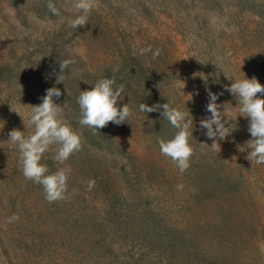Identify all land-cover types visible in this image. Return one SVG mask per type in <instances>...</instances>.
<instances>
[{
    "label": "rangeland",
    "instance_id": "374dc122",
    "mask_svg": "<svg viewBox=\"0 0 264 264\" xmlns=\"http://www.w3.org/2000/svg\"><path fill=\"white\" fill-rule=\"evenodd\" d=\"M48 2L0 0V264H264V164L240 150L250 118L227 90L244 74L264 85V0H96L79 28L70 25L82 14L74 0H51L59 15ZM186 13L194 22L209 14L222 34L203 59L177 15ZM55 53L73 61L63 72L62 59L48 58ZM112 77L124 85L117 106L128 103L129 122L81 125L80 92ZM54 86L81 147L63 163L58 145L44 153L50 173L70 169L66 198L49 203L8 139L13 129L33 131L31 105ZM208 90L227 121L224 139L200 127L211 115ZM166 102L193 120L184 172L160 152L159 139L177 131L163 109L139 111ZM47 234L53 241H40Z\"/></svg>",
    "mask_w": 264,
    "mask_h": 264
},
{
    "label": "clouds",
    "instance_id": "9594fccd",
    "mask_svg": "<svg viewBox=\"0 0 264 264\" xmlns=\"http://www.w3.org/2000/svg\"><path fill=\"white\" fill-rule=\"evenodd\" d=\"M95 6L96 0H74L72 7L77 13L82 14L76 15L70 21L71 27L85 26L88 23V15ZM47 7L54 15H59L58 8L51 0ZM154 55H158V51ZM72 62L68 59L61 61L60 72H63ZM60 82H63V77L58 75L57 83ZM92 85L89 90L81 91L78 96L77 102L81 110L80 124L98 130L107 126L109 122L116 125L129 122L132 112L128 103L122 108L117 106L118 99H123L121 94L124 91V85L116 87L115 77L101 78ZM227 90L238 101V114L250 118L248 131L252 138L246 142L245 146L238 147L241 151L250 149L247 159L251 162L264 164V98L257 95L264 94V85L255 77L248 79L244 74L243 79L234 80ZM60 95L59 88L55 86L48 88L42 97V102L31 105V113L25 127L30 125L33 131L25 136L23 131L13 129L8 139L13 146L18 147L24 177L42 185L45 199L49 203L66 198L70 169L60 168L50 173L48 167L40 163L44 153L49 151L51 145H58L54 159L63 163L81 147L79 134L63 120L60 105L53 100V97L58 98ZM208 97L209 102L206 107L211 115L200 121V127L206 129L205 134L208 138L212 139L218 135L220 139H224L229 132L228 127H225L227 121L222 119L224 114L217 103L218 96L208 90ZM161 108L163 109L161 116L168 120L177 131L171 139H159L160 152L171 158L179 170L184 172L189 167V159L193 154V148L189 143L193 131L192 117L189 118L188 113L171 107L167 102L162 105L149 106L145 103L139 105V111L145 113L159 111ZM201 144L203 146L204 143ZM217 144L214 140L211 146L216 147ZM18 219L16 216L10 217L9 223Z\"/></svg>",
    "mask_w": 264,
    "mask_h": 264
},
{
    "label": "trees",
    "instance_id": "16d2710c",
    "mask_svg": "<svg viewBox=\"0 0 264 264\" xmlns=\"http://www.w3.org/2000/svg\"><path fill=\"white\" fill-rule=\"evenodd\" d=\"M209 1V0H208ZM215 2V5L222 3L223 1L227 0H213ZM174 9L178 11V9H183L178 3L174 6ZM181 18L184 17V26L182 22V26L184 31H186V34L189 35L190 40L192 41V45L194 44L196 54L201 57L202 59L205 58L206 55H209L211 50L214 47H217V45L221 42L220 36L222 35L221 32H216L213 29V24H212V18L209 14H199L197 16V22H194L193 17L191 14H177ZM183 21V20H182ZM192 31V34H189ZM56 56L54 55H49V59H62V56H59V53H55ZM126 59V58H125ZM127 60V59H126ZM207 60H205L206 62ZM128 63V61H127ZM129 64V63H128ZM128 68V67H127ZM131 70V67H130ZM129 72V71H128ZM38 186L41 187L40 184H37ZM37 230V235L38 236H44V230L38 226H35L34 231ZM55 237L47 234V237H40V241L42 242H48L49 243L53 241ZM52 247V245L50 246ZM53 254V252H52ZM54 262H57L56 259L53 260ZM62 261V260H61ZM63 262V261H62ZM69 262V261H68ZM57 264H63L57 262ZM68 264H76V263H71V261ZM205 264V262H204Z\"/></svg>",
    "mask_w": 264,
    "mask_h": 264
}]
</instances>
